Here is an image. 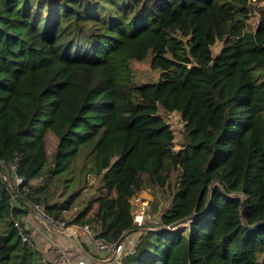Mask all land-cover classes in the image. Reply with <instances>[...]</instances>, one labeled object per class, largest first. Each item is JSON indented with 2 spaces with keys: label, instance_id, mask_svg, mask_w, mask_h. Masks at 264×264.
<instances>
[{
  "label": "trees",
  "instance_id": "obj_1",
  "mask_svg": "<svg viewBox=\"0 0 264 264\" xmlns=\"http://www.w3.org/2000/svg\"><path fill=\"white\" fill-rule=\"evenodd\" d=\"M149 55L162 77L138 84ZM160 107L185 121L179 150ZM0 169V264H52L18 224L46 174L65 181L44 204L65 220L87 173L100 191L67 223L138 232L120 264H264V227L247 230L264 220V0H0ZM144 189L167 204L138 227Z\"/></svg>",
  "mask_w": 264,
  "mask_h": 264
},
{
  "label": "rangeland",
  "instance_id": "obj_2",
  "mask_svg": "<svg viewBox=\"0 0 264 264\" xmlns=\"http://www.w3.org/2000/svg\"><path fill=\"white\" fill-rule=\"evenodd\" d=\"M259 21V15L257 13H254L251 16L250 19V24L249 27L254 28L256 26V24ZM223 47V41L218 40L212 47L213 50V55H217L220 50ZM132 65V69H133V73H134V80L136 81V83L138 84H142V83H152V82H157L161 79L162 77V71L160 69L157 68H153L151 66V55H149L147 58H145L144 60L138 61V60H133L131 62ZM159 113L160 115H162L169 123V125L171 126V128L173 129L174 132V141H175V149L179 150L181 148V141L183 139V135H184V128H185V121L181 115L180 112L178 111H172V112H168L166 111L163 107H160L159 109ZM52 135V134H51ZM76 141H81V138L76 135L74 136ZM50 140H51V150H53V144H54V138L53 135L50 136ZM87 149V148H86ZM87 150H84L82 152V154L79 156V161L77 162V166L78 163H81V160L83 159L84 156H86ZM50 165L47 166V170L49 169ZM72 175L74 176L71 179V186H74L75 184H78V177H82L80 174H78V171L76 170L75 173H70L69 176ZM48 174L44 175V177L40 180L43 181V183H45L47 186V190L43 191L42 194V203L45 204L47 201L48 202H52V201H56V202H62L63 200H65L67 198V192L65 191V181L63 180V178L61 179H53V180H48ZM83 179V177H82ZM86 180H87V186L85 189L81 190L80 193L76 196V198L73 200L72 205L70 210H68V212H64V219L66 221H69L70 219H72V217L74 215H76V213L81 210L89 200H91L93 197H95L98 192L100 191V187H99V178L96 177L95 174H91V173H87L86 174ZM69 186V187H71ZM134 196H147L150 198L151 200V211H150V215L154 218L152 221L148 222L147 225H152V224H156L155 221H159V213L163 210V208L166 206L167 204V199L163 196V194H159L157 198H154V195L152 193V191L150 189H144L142 191H140L139 193L135 194ZM154 202L157 203L158 206V211L154 212ZM94 229V228H92ZM135 233L137 232H128L129 237L134 236ZM138 234V233H137ZM86 236V235H85ZM89 237V236H88ZM91 240V239H90ZM92 242V240H91ZM93 243V242H92ZM94 244V243H93ZM78 246L82 249L80 250L81 253L83 254L85 251L91 255L94 259H102L108 256L109 253L105 252L104 256H97L92 249L86 244H83L81 241H79ZM84 249H83V248ZM102 250V249H101ZM73 257L72 260L76 261L77 259H75L76 254L73 253ZM96 257H100V258H96Z\"/></svg>",
  "mask_w": 264,
  "mask_h": 264
},
{
  "label": "built area",
  "instance_id": "obj_3",
  "mask_svg": "<svg viewBox=\"0 0 264 264\" xmlns=\"http://www.w3.org/2000/svg\"><path fill=\"white\" fill-rule=\"evenodd\" d=\"M15 167V165H13ZM6 178V175H4ZM22 177L15 175L13 182V190L16 194L18 187L22 183ZM16 186V187H15ZM28 190V187H24ZM27 207L29 209V214L33 218L41 221V223L48 229L53 230L54 232L61 235H72L74 237H79L80 235H87L92 240L94 245L108 254L107 257L99 260L94 259L86 251L76 260H72L73 252L67 247L52 244L50 247L53 251V262L52 264H120L122 260L130 253L135 251L136 246L139 244L140 236L139 233H135L134 236L129 237L128 231L124 232L123 239L119 243H110L104 240L102 237H99V233L96 229L88 225H79V224H68L66 220L58 219L50 215L46 206L42 203H35L33 201H27ZM151 211V200L147 196H134L132 199V217L133 223L138 227H144L148 222L152 221L154 218L150 215ZM193 219H190L191 222ZM159 221H155L157 224ZM18 224V223H17ZM20 235L24 241H28L30 245H33V242L30 238V235L27 231L23 229L21 225ZM81 231V233H80ZM79 243V240H77ZM43 263H47V258L42 260Z\"/></svg>",
  "mask_w": 264,
  "mask_h": 264
},
{
  "label": "crops",
  "instance_id": "obj_4",
  "mask_svg": "<svg viewBox=\"0 0 264 264\" xmlns=\"http://www.w3.org/2000/svg\"><path fill=\"white\" fill-rule=\"evenodd\" d=\"M1 176H3V173H2V170L0 169V177ZM66 212H68V211H66ZM25 226L29 231L28 233H29L30 237L34 238V240L37 243L38 248L42 252L46 253L48 251L47 250V247H48L49 248V254H50L53 252L52 249L50 248L52 246V244H58V245L67 247L70 250H72V252L74 254H76L75 259H77L82 255V253L80 251L82 249L78 246L77 240H79V241L82 240L83 243L87 242L89 247L92 249V251L97 256H104L105 255V252L103 250H101L100 248L96 247L93 243H90L89 239L87 237H84L85 235H80L79 237H74L72 235L58 234V233L54 232L53 230L52 231L48 230L41 223V221L33 218L31 214H29L25 217ZM80 233H81V231H80ZM96 258H100V257H96ZM99 260H101V259H99Z\"/></svg>",
  "mask_w": 264,
  "mask_h": 264
},
{
  "label": "water",
  "instance_id": "obj_5",
  "mask_svg": "<svg viewBox=\"0 0 264 264\" xmlns=\"http://www.w3.org/2000/svg\"><path fill=\"white\" fill-rule=\"evenodd\" d=\"M11 183L13 184L12 181H11ZM177 225H178V224H173L172 227H175V226H177ZM260 227H264V220H263V221H259V222L255 223L254 225L247 226V230H248L249 232H251V231H253V230H257V229L260 228ZM123 236H124V235H122V237L118 240L117 243H119V242L123 239Z\"/></svg>",
  "mask_w": 264,
  "mask_h": 264
}]
</instances>
